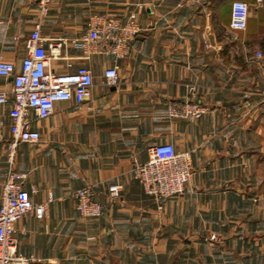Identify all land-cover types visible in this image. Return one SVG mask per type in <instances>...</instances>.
Instances as JSON below:
<instances>
[{"label":"crops","instance_id":"0c3cea01","mask_svg":"<svg viewBox=\"0 0 264 264\" xmlns=\"http://www.w3.org/2000/svg\"><path fill=\"white\" fill-rule=\"evenodd\" d=\"M232 1L51 0L42 14L38 0H0V59L20 70L39 22L42 36L68 41L61 53L71 58L51 59L55 72L85 65L93 75L84 101H57L46 118L32 114L40 138L14 150L12 167L27 174L31 200L46 204L42 219L27 213L15 222L18 251L31 264H264V0H244L243 30L230 27ZM130 13L141 30L123 57H84L70 42L93 14L125 21ZM114 64L118 82L110 85L104 71ZM12 86L0 75L8 93L0 104V203ZM187 98L207 111L195 120L168 116V101ZM154 143L191 157L183 193L160 205L132 173ZM111 183L122 185L116 198ZM87 184L103 207L98 217L76 209L73 192Z\"/></svg>","mask_w":264,"mask_h":264},{"label":"built area","instance_id":"2783aa9c","mask_svg":"<svg viewBox=\"0 0 264 264\" xmlns=\"http://www.w3.org/2000/svg\"><path fill=\"white\" fill-rule=\"evenodd\" d=\"M40 12L47 10L51 0H38ZM249 5L244 0H233L230 8V27L234 30L246 28ZM141 28L136 20V13H130L125 21L111 14H93L86 31L70 42L84 51V57L90 53L123 57L128 53L129 42L136 37ZM68 41L65 38H46L40 33L37 22L25 38L26 56L21 61L20 70L15 69L11 61L0 59V75L11 76L13 86L12 105L9 108L10 138L7 141L9 166L2 185L0 203V264H31L33 256H26L18 251V240L14 235L15 222L27 213H33L42 219L46 213V204H34L23 183L25 172L13 169L12 159L18 142L34 143L39 140L38 130L31 128L32 114L35 118L48 117L57 101L74 99L82 102L90 95L93 75L89 67L79 65L66 72H55L50 65L51 59L71 58L61 53V47ZM260 56V53H255ZM69 66L72 64L69 62ZM106 82L114 85L118 82L117 65L109 66L104 71ZM194 96L193 87L190 89ZM264 101V88L258 91ZM247 96V94H244ZM8 93L0 89V104L6 103ZM170 117L188 120L200 118L207 107L187 98L170 100L167 103ZM3 139L0 123V141ZM147 159L135 162L132 173L142 186L143 191L159 203L169 197L183 193L191 175V157L189 151H177L172 143H154L146 147ZM122 185L111 183L108 193L118 197ZM90 184L77 188L73 192L76 209L81 217H98L103 207L95 197Z\"/></svg>","mask_w":264,"mask_h":264}]
</instances>
